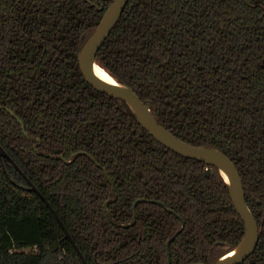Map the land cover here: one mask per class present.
Listing matches in <instances>:
<instances>
[{"label":"trees","instance_id":"1","mask_svg":"<svg viewBox=\"0 0 264 264\" xmlns=\"http://www.w3.org/2000/svg\"><path fill=\"white\" fill-rule=\"evenodd\" d=\"M112 1L0 0V264H212L244 236L215 167L84 79ZM95 60L175 137L232 160L259 228L239 264H264V0H128Z\"/></svg>","mask_w":264,"mask_h":264},{"label":"water","instance_id":"2","mask_svg":"<svg viewBox=\"0 0 264 264\" xmlns=\"http://www.w3.org/2000/svg\"><path fill=\"white\" fill-rule=\"evenodd\" d=\"M128 0H113L108 8L105 10L98 26L96 27L93 34L82 44L78 52V63L80 71L87 81V83L94 89L101 91L105 94L113 96L117 99L124 101L132 110L137 122L161 145L167 149L196 160H200L211 168L213 172V167H215L220 175L225 180L232 204L240 216L241 220L245 226V232L242 240L236 248L228 252L227 254L216 259L212 264H239L242 263L255 249L258 241V224L249 209L246 201L244 190L242 186L241 177L239 172L232 162V160L223 152L217 149L205 148L200 146H194L186 143L172 133H170L164 126L158 123L153 114L150 111L148 104H145L138 95L128 86L119 83L114 77L107 73L113 80L114 85L104 81L98 77L95 72V67H100L96 60L95 55L104 42V40L109 35L110 31L118 21L122 11L124 10ZM101 68V67H100ZM103 69V68H102ZM104 70V69H103ZM105 71V70H104ZM106 72V71H105ZM25 133V131L23 130ZM7 158L12 161L6 151L0 145V159ZM61 159L62 156H60ZM17 167V166H16ZM24 176V174L20 171ZM107 180L111 183V179L104 171ZM206 175L209 173V167L205 169ZM226 177L224 176V174ZM26 179L29 189L36 192L41 199L49 207L50 211L55 216L56 220L65 232L66 237L74 244L68 231L61 222L60 218L56 214L55 210L47 202L46 198L39 192V190L24 176ZM108 202H105L106 207ZM168 247V243L166 244ZM79 256L82 258L83 263L87 264L86 261L81 256L80 252L77 250Z\"/></svg>","mask_w":264,"mask_h":264},{"label":"bare ground","instance_id":"3","mask_svg":"<svg viewBox=\"0 0 264 264\" xmlns=\"http://www.w3.org/2000/svg\"><path fill=\"white\" fill-rule=\"evenodd\" d=\"M94 72H95V74H96L98 77H100V78L103 79L104 81H107V82H109V83H111V84L114 85V82H113L112 78H111V77L107 74V72H105L102 68H100V67H95V68H94ZM223 174H224V176L226 177L225 173H223Z\"/></svg>","mask_w":264,"mask_h":264}]
</instances>
